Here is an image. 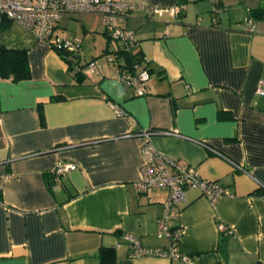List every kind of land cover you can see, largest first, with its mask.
<instances>
[{
    "label": "crops",
    "instance_id": "crops-1",
    "mask_svg": "<svg viewBox=\"0 0 264 264\" xmlns=\"http://www.w3.org/2000/svg\"><path fill=\"white\" fill-rule=\"evenodd\" d=\"M121 1L184 4L177 16L150 18L141 8L124 22L149 70L142 95L106 60L113 44L97 13L80 12L84 36H103L82 60L79 50L82 63L98 64L84 66L81 82L48 40L16 21L0 30L1 45L27 52L30 76L0 79V264H95L103 244L115 247L114 264H183L136 256L122 237L134 235L143 248L171 243L156 235L168 190H134L139 132L151 129L159 130L149 138L157 151L185 159L228 192L211 202L185 190L168 222L180 229L179 250L194 264H264V96L255 89L264 80V18L252 15L264 0ZM72 15L62 16L56 35L76 36ZM58 162L76 168L54 180ZM220 224L232 233L222 235Z\"/></svg>",
    "mask_w": 264,
    "mask_h": 264
},
{
    "label": "built area",
    "instance_id": "built-area-1",
    "mask_svg": "<svg viewBox=\"0 0 264 264\" xmlns=\"http://www.w3.org/2000/svg\"><path fill=\"white\" fill-rule=\"evenodd\" d=\"M147 10V16L152 18L156 13L161 16L165 11L177 16L184 10L183 3L165 8H150L143 5L126 4L121 0H0V15L9 17L13 21L21 23L29 29L37 39L48 40L50 46H60L68 52H77L79 40L75 36L63 37L56 35L55 31L59 20L65 13H97L101 15L105 31L111 39L112 49L106 52L105 58L116 65L117 71L123 82L133 88L136 95L144 94L146 81L149 79V70L146 66L145 58L136 61L130 71L129 67L123 66L119 53H135L138 51L139 42L130 30L124 28V22L129 18L132 10ZM221 8L214 6V14L219 13ZM214 22L216 18L214 17ZM248 30H255L253 17L246 16ZM52 47V46H51ZM87 68L95 70L98 67L97 61L85 60ZM121 62V63H120ZM256 93L264 96V80L259 79L256 84ZM117 113H120L117 109ZM158 131L146 130L140 132L144 137L141 146L143 162L140 166V176L135 183V192L145 193L149 188H165L168 190V197L164 202L163 216L158 220L156 235L158 237L167 236L171 243L168 247L143 248L139 240L130 233L123 234L122 237L133 248L136 256L145 254H155L169 258L179 259L183 264H194L193 258L179 250L178 236L180 229L172 228L168 222L178 214L177 206L185 201V190L187 188L199 189L209 201L215 202L217 198L228 194L224 187L219 186L215 181L205 180L200 177L194 166L189 165L185 159L169 157L157 151L150 143V135ZM236 168L242 169L235 164ZM76 168V164L69 162H58L52 168L53 179L58 180L65 172ZM222 235L231 234L232 229L225 224L219 225Z\"/></svg>",
    "mask_w": 264,
    "mask_h": 264
},
{
    "label": "trees",
    "instance_id": "trees-1",
    "mask_svg": "<svg viewBox=\"0 0 264 264\" xmlns=\"http://www.w3.org/2000/svg\"><path fill=\"white\" fill-rule=\"evenodd\" d=\"M252 15L255 18H264V8H258L252 12ZM0 30L5 28L9 22L13 21L11 18L4 17L0 15ZM106 36L108 34L105 31ZM108 39L111 42L110 37ZM80 45V44H79ZM52 49L56 51L59 56L68 64L70 72L73 74L75 79L78 82H81L86 76L84 73V66L87 64L86 61H80L79 50L77 52H68L64 49H61L60 46L51 45ZM109 50H107L108 52ZM119 57L123 66L129 67L130 71L134 65V63L142 56L139 51L135 53H119ZM90 59H87V61ZM92 60V59H91ZM120 62V63H121ZM147 66V63H146ZM29 69L27 64V52L24 49H16L12 47H6L0 44V79L4 78H12L15 80H23V78H29ZM134 93V92H133ZM135 94V93H134ZM136 95V94H135ZM51 99L60 101L62 100V96H51ZM40 121L43 123V113L40 111ZM151 131H156L152 130ZM140 133V132H139ZM262 195L264 197V189H261ZM97 262L95 264H114L116 260L117 253L115 252V247L108 245H101L97 250Z\"/></svg>",
    "mask_w": 264,
    "mask_h": 264
},
{
    "label": "rangeland",
    "instance_id": "rangeland-1",
    "mask_svg": "<svg viewBox=\"0 0 264 264\" xmlns=\"http://www.w3.org/2000/svg\"><path fill=\"white\" fill-rule=\"evenodd\" d=\"M72 19L69 21V28L72 30V32L76 33V38L79 40L80 46V55H81V60L84 58V55H91L94 52V48L98 46V40L99 37H103L100 34H96L95 38L91 37V35L84 36L85 31H83L82 26L80 25V18H81V13H73ZM68 28V29H69Z\"/></svg>",
    "mask_w": 264,
    "mask_h": 264
}]
</instances>
